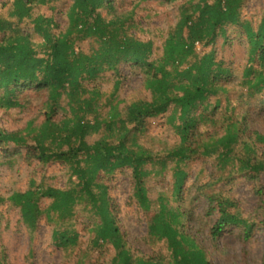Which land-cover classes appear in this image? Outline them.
Returning <instances> with one entry per match:
<instances>
[{"label":"trees","instance_id":"trees-1","mask_svg":"<svg viewBox=\"0 0 264 264\" xmlns=\"http://www.w3.org/2000/svg\"><path fill=\"white\" fill-rule=\"evenodd\" d=\"M52 1L0 0V9L8 6V16L16 17V22L0 17V107L20 106L19 95L28 89L46 93L42 121L39 124L33 119L27 121L24 132H6L0 128V147L12 141L15 147H26L28 156L43 163L49 160L65 163L70 185L58 188L32 181L27 189L13 191L6 199L18 207L22 221L30 228L37 226L42 213L40 201L44 198L50 200L47 218L52 212L56 220L72 216L79 205L88 206L96 218L91 229V245L109 244L114 251L105 264H212L196 238L186 230L184 210L173 203L181 198L187 176L182 164L200 153L212 158L220 171L217 179L221 181L235 173L246 180H255L264 174V152L257 145L264 142V135L249 131L231 117L218 121L212 118L220 99L217 97L211 105L208 98L226 91L222 81L227 79L229 70L215 60L214 50L196 52L195 43L213 44L228 25L242 28L248 53L243 81L252 92L263 90L264 3L260 18L253 24L241 17L244 0H186L179 8L174 27L162 41L160 55L153 58L152 41L128 32L127 17L113 14L107 19L101 15L99 9L112 10L114 0H70L65 13L67 26L58 32L52 30L51 17L32 15L34 6ZM26 19L41 37L36 43L41 54L30 34L19 29ZM83 37H94L97 42L89 53L75 48L76 39ZM122 63L139 67L150 98L131 101L124 114L110 104L107 114L100 117L101 93L87 83L105 70L119 73ZM118 84L116 80L111 95ZM169 109L178 142L159 154L141 144L139 137L148 119ZM60 110L64 113L58 117ZM206 113L211 114L210 118ZM204 119L218 123L222 133H201L198 124ZM100 130L102 133L88 143L86 137ZM169 161L174 163L170 195L160 193L151 201L144 183L151 171L146 165L158 164L164 170ZM124 167L131 170L136 203L150 213L146 233L151 240L165 243V254H134L119 229L101 173L109 174ZM260 190L263 193L264 186ZM4 200L0 196V204ZM208 200L213 203L209 211H216L210 228L212 236L231 225H240L244 237L250 235L254 222L242 218L232 198L217 192ZM259 224L264 238V218ZM51 236L56 244L70 246L77 243L78 232L54 227ZM96 261L80 260L76 264H99ZM0 264H3L1 260ZM260 264H264V249Z\"/></svg>","mask_w":264,"mask_h":264},{"label":"rangeland","instance_id":"rangeland-1","mask_svg":"<svg viewBox=\"0 0 264 264\" xmlns=\"http://www.w3.org/2000/svg\"><path fill=\"white\" fill-rule=\"evenodd\" d=\"M186 0H114L113 9L102 7V16L109 19L113 14L127 17L126 29L135 37L150 40L153 43L151 57L156 58L161 53V44L168 32L174 27L179 15V8ZM264 0H244L241 17L256 24ZM70 0H53L45 5H36L32 15L42 14L54 21L53 31L65 30L67 26L66 9ZM8 6L0 9V17L9 18L16 22V17L8 16ZM19 29L30 34L35 48L41 54V48L36 43L41 37L33 31V23L26 19L19 24ZM1 34V32H0ZM97 46L94 37L76 39L75 48L84 53L91 52ZM196 52L203 53L214 50L215 60L229 70L226 80L222 81L226 91L216 96H209L211 105L218 97L220 104L212 115L215 120L231 117L244 124L249 131H257L264 135V89L251 91L243 81L242 72L247 64V42L242 28L228 25L224 34L217 36L213 44L202 46L195 43ZM257 65V62L254 63ZM118 80V88L114 94L113 86ZM88 87H95L101 93L99 98V116L104 117L110 104L122 111L133 100L149 99L150 92L143 85V73L139 67L122 63L119 73L111 70L101 72L95 79L87 83ZM45 91L28 89L19 95L20 106L8 109L0 107V128L6 132L22 131L27 121L33 119L39 124L42 119V104ZM64 103V101L62 100ZM211 107H209L210 109ZM169 109L165 114L150 118L145 131L140 135L139 142L153 152L164 153L178 142V136L170 123ZM199 112V109L196 110ZM64 110L59 111V116ZM208 118L211 114L206 113ZM56 117V118H58ZM90 117V116H89ZM211 120V119H210ZM217 120V121H218ZM177 123L178 119H174ZM217 124V125H216ZM198 130L204 133L221 134L218 123L209 120L199 122ZM98 133L86 137L88 143L96 139ZM28 142H31L28 140ZM258 150L264 152V142H258ZM169 161L164 170L158 164H147L150 171L144 183L148 198L153 201L158 194L170 195L173 183L172 166ZM182 168L187 172L186 180L181 191L179 204L184 210L185 228L191 233L203 248L206 257L212 264H260L264 249L263 231L260 220L264 218V174L255 180H246L235 173L228 180L217 179L220 171L216 169L212 158L196 153ZM221 177V176H220ZM74 177H72L73 179ZM132 175L130 168H120L109 174L101 173V181L106 184L108 193L114 204L116 219L120 231L126 238L134 254H165L166 246L163 241H154L146 233L147 218L150 213L141 210L132 195ZM43 183L45 186L66 188L70 185L69 168L59 161L49 160L41 162L35 157L27 155L26 147H15L8 141L0 147V196L4 201L0 204V260L3 264H76L96 261L105 264L112 257L114 251L109 244L93 247L90 239L95 216L81 205L75 208L74 214L64 219L47 218L46 208L49 199L40 201L42 213L35 228H30L21 219L19 209L12 205L6 197L13 191H23L30 182ZM222 193L232 198L236 209L242 218L253 221L254 226L248 237H244L240 225L226 227L217 236L210 234V228L216 218V211H209L213 203H209V196L215 197ZM262 194V195H261ZM71 228L78 232L77 243L70 246L56 244L51 236L53 228Z\"/></svg>","mask_w":264,"mask_h":264}]
</instances>
